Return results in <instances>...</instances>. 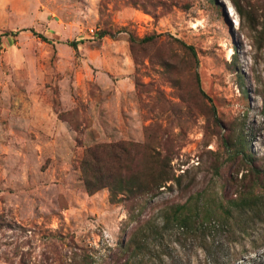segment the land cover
<instances>
[{"label":"rangeland","instance_id":"374dc122","mask_svg":"<svg viewBox=\"0 0 264 264\" xmlns=\"http://www.w3.org/2000/svg\"><path fill=\"white\" fill-rule=\"evenodd\" d=\"M240 2L264 22V0ZM153 35L135 60L130 37ZM257 46L231 0H0V264H226L234 252L264 264L251 245L264 223L245 239L237 211L195 236L164 218L198 193L256 184L226 139L244 136L264 171ZM119 143L148 180L159 156L181 182L120 203L89 195L83 153Z\"/></svg>","mask_w":264,"mask_h":264},{"label":"trees","instance_id":"16d2710c","mask_svg":"<svg viewBox=\"0 0 264 264\" xmlns=\"http://www.w3.org/2000/svg\"><path fill=\"white\" fill-rule=\"evenodd\" d=\"M213 4L216 0H210ZM241 20H248L249 28L255 33L257 49L264 53V22H255L253 13L246 10L240 0H231ZM114 37L108 31L96 32L93 38L102 40L106 37ZM160 35L147 36L138 39L130 37V44L135 57L136 45H150L156 42ZM84 41L83 39L81 40ZM81 42V43H82ZM181 44L186 47L196 58L197 54L192 46ZM74 41L71 46L77 47ZM136 60V57H135ZM224 145L227 150L228 160L236 161L242 156L244 161L251 165L250 173L255 176V185L238 191L235 197L226 199L211 194L205 196V192L192 196L186 203L178 204L169 208L164 218L166 224L178 225L190 235L205 234L216 227L225 226L227 220L234 218V212L242 215L238 222L239 231L247 239L252 236L249 232L254 225L264 223V182H260L264 171L254 167L255 158L249 152L248 143L244 136L236 139H226ZM130 152L123 148L122 144H103L90 147L83 153L79 168L86 192L94 195L101 190L110 192L112 203H120L138 196L155 195L170 182L180 183L182 176L176 177L171 161H166L159 156L153 159L156 167L149 172L150 179L141 171L133 168ZM126 157V158H125ZM244 177H247L245 175ZM218 211L222 212L220 215ZM224 219L226 221H224ZM224 222V223H223ZM251 245L256 250H264V234L252 238ZM243 258L238 252H234L226 264H244Z\"/></svg>","mask_w":264,"mask_h":264}]
</instances>
